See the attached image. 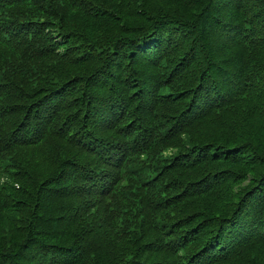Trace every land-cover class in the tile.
I'll return each mask as SVG.
<instances>
[{
    "label": "trees",
    "instance_id": "1",
    "mask_svg": "<svg viewBox=\"0 0 264 264\" xmlns=\"http://www.w3.org/2000/svg\"><path fill=\"white\" fill-rule=\"evenodd\" d=\"M0 264H264V0H0Z\"/></svg>",
    "mask_w": 264,
    "mask_h": 264
}]
</instances>
